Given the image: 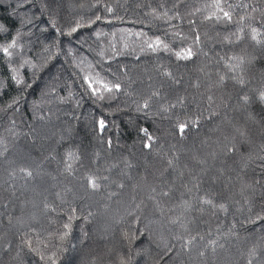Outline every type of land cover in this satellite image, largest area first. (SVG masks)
<instances>
[{
	"label": "trees",
	"instance_id": "16d2710c",
	"mask_svg": "<svg viewBox=\"0 0 264 264\" xmlns=\"http://www.w3.org/2000/svg\"><path fill=\"white\" fill-rule=\"evenodd\" d=\"M262 95L264 0H0V264H264Z\"/></svg>",
	"mask_w": 264,
	"mask_h": 264
},
{
	"label": "snow or ice",
	"instance_id": "6c2138e0",
	"mask_svg": "<svg viewBox=\"0 0 264 264\" xmlns=\"http://www.w3.org/2000/svg\"><path fill=\"white\" fill-rule=\"evenodd\" d=\"M225 15L227 16L228 14L225 13ZM4 51L7 52L8 50H7V49H4ZM177 55L179 56L180 54L178 53ZM187 55L190 56L191 53L188 52ZM117 87H119V86L117 85ZM261 99L264 100V95L261 96ZM145 107H147V104H145ZM101 127H103V122H102V121H101ZM184 127H185V125H181V126H180V131H181V132L184 131ZM21 171H24V170L22 169ZM27 174H28L29 176L31 175L30 172H28ZM89 185H90L93 189H96V188L99 187V185L96 183V181H95L94 179H91V178H89ZM204 203H209V204H210L211 201L206 200V201H204ZM221 207H223V205H221ZM65 227H67V225H65ZM249 264H251V261H249Z\"/></svg>",
	"mask_w": 264,
	"mask_h": 264
}]
</instances>
